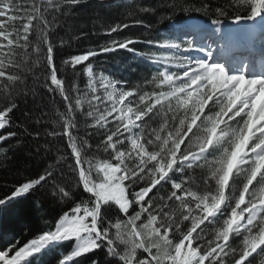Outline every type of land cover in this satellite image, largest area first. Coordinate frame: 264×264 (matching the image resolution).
I'll return each mask as SVG.
<instances>
[{
	"label": "snow or ice",
	"instance_id": "obj_1",
	"mask_svg": "<svg viewBox=\"0 0 264 264\" xmlns=\"http://www.w3.org/2000/svg\"><path fill=\"white\" fill-rule=\"evenodd\" d=\"M82 2L0 0V130L22 129L0 142L51 137L36 148L43 169L0 195V211L41 190L72 204L53 228L0 248V264H40L63 247L70 251L57 264H102L100 251L103 264H264V0H169L161 22L178 11L188 20L170 24L168 36L112 37L63 58L57 29ZM120 49L153 65L150 76L132 84L94 68L93 57Z\"/></svg>",
	"mask_w": 264,
	"mask_h": 264
},
{
	"label": "trees",
	"instance_id": "obj_2",
	"mask_svg": "<svg viewBox=\"0 0 264 264\" xmlns=\"http://www.w3.org/2000/svg\"><path fill=\"white\" fill-rule=\"evenodd\" d=\"M179 2L183 3V0H179ZM190 2L198 4L200 0H190ZM207 2L213 5H225L228 0H207ZM168 3L169 0H83L82 3L71 8L72 14L62 18L61 26L57 29L55 37L56 45L63 49L61 56L68 58L72 55L82 54L90 48H96L112 37L162 39L170 33V24L181 25L188 20L187 14L178 11L171 20L165 19L161 22V16L167 15L171 11L170 7L165 6ZM133 5L136 6V15L128 17L127 12ZM139 7L154 8L156 12H141ZM229 11L231 12V10ZM241 14L243 13L241 12ZM192 15L206 21V17L200 12L193 11ZM132 20H142L143 24H133ZM121 22H128L131 26L123 29L122 32L111 34V37L104 33L103 28L107 25ZM61 38L65 41L63 45L60 44ZM130 47L141 52L154 48L145 43H136ZM155 50L157 51V49ZM92 62L97 71L103 70L106 74L111 73L116 79L127 80L132 84L149 77L154 68L144 57L124 49L93 57ZM56 63H60V57L56 58ZM85 79V77H81V88L84 87ZM29 83H31L30 79ZM41 91L44 90L41 89ZM48 95L45 91L46 100ZM56 101V107L62 109L63 102L58 96ZM3 102L4 96L0 94V106L3 105ZM32 107L33 98L29 96L27 105L21 103L20 109L15 111L13 119L17 125L22 120L26 108L31 109ZM31 127L35 131L39 126L31 125ZM10 131L19 133L22 129L9 126L0 130V135H5ZM18 139L21 141L20 143H17ZM45 139L51 140V137L21 136L11 137L0 142V147H8L6 156L0 154V195L27 177L36 176L43 169L45 166V160L42 158L43 149L41 152H37L36 148L37 145L43 144ZM62 148L65 151L68 150L66 145H62ZM36 201H39V204ZM71 206L70 202L61 205L53 203L52 198L43 190L14 202L8 209L0 211V248L12 242L14 238L25 243L43 231L53 228L58 215L67 211ZM69 251L68 247H63L47 252L42 257L40 264H57L58 259ZM96 258L103 264L104 253L97 252ZM75 259L83 258H74V261ZM74 261L69 264H74Z\"/></svg>",
	"mask_w": 264,
	"mask_h": 264
},
{
	"label": "bare ground",
	"instance_id": "obj_3",
	"mask_svg": "<svg viewBox=\"0 0 264 264\" xmlns=\"http://www.w3.org/2000/svg\"><path fill=\"white\" fill-rule=\"evenodd\" d=\"M244 24H245V23L241 22L240 25L237 26V25H233L232 23H228V24H227V27H229V28H233V29H236V28L238 27V28H240V29H243ZM247 25H249V27H247V28H251V27H252L251 24H247Z\"/></svg>",
	"mask_w": 264,
	"mask_h": 264
},
{
	"label": "rangeland",
	"instance_id": "obj_4",
	"mask_svg": "<svg viewBox=\"0 0 264 264\" xmlns=\"http://www.w3.org/2000/svg\"><path fill=\"white\" fill-rule=\"evenodd\" d=\"M243 23H244V22H243ZM244 27L247 28V27H249V25L244 24ZM153 51H156V50L153 48ZM157 51H160V50L157 49Z\"/></svg>",
	"mask_w": 264,
	"mask_h": 264
}]
</instances>
